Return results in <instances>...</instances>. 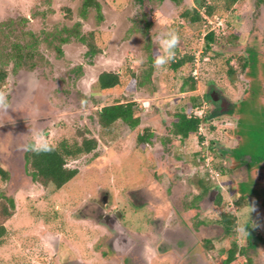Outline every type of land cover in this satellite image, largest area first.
I'll list each match as a JSON object with an SVG mask.
<instances>
[{
  "label": "rangeland",
  "instance_id": "obj_1",
  "mask_svg": "<svg viewBox=\"0 0 264 264\" xmlns=\"http://www.w3.org/2000/svg\"><path fill=\"white\" fill-rule=\"evenodd\" d=\"M100 1L104 13L101 23L97 21L94 8L86 18L80 15L82 0H0V54H4L8 69L0 91L7 94L10 102L7 112L0 111V167L9 171L7 180L0 177V197L15 202L13 216L6 222L8 234L0 243V264H55L59 254L63 255L65 264L69 260L75 264H102L101 255L112 257L115 254L111 246L105 245V239L102 240L104 227L97 223L102 220L101 216L95 217L103 208L113 218L123 215L125 227L145 236L148 263L152 260L151 264H224L220 250L235 241L240 246L245 245V251L249 250L252 264H264V241L246 238L255 234L264 237V209L257 205V212L251 213L241 205L238 207L231 198L234 193L231 183L225 184L228 176H218L221 167L227 168L231 161L225 154L222 159L217 156L223 155L221 147L229 151L234 145L241 152H259L264 156V7L257 9L254 0H241L232 9L222 11L226 8L225 0H208L219 5L225 16L216 14L214 18H207L205 29L215 31L217 42L205 57L201 55L206 31L198 36L193 28H185L186 35L180 39L176 56H183L187 51L195 54L198 60L194 69L198 77L196 91L181 94L180 77L185 73H178L174 78L169 64L163 69L154 68V92L150 88L126 91L127 76L123 86L101 92L97 85L101 72L122 71L130 63L136 69L145 68L149 56L147 48L155 60L159 35L168 32L175 19L182 21L177 19L182 7H194L197 0H182L181 5L173 0ZM78 22L82 32L96 31L102 53L95 56L92 63L85 54L86 46L74 35L60 44L62 54L57 50L59 39L47 36L53 32L66 37L69 35L66 30L75 28ZM149 23L147 34L146 24ZM14 43L29 44L22 52L33 54V59H24L16 71L15 60L6 56ZM187 43L189 48L185 46ZM246 44L256 52L252 70L246 72L256 79L252 90L241 76L244 69L240 61L230 60L229 64L234 67L232 72L228 71L226 63L234 54L245 56ZM39 61L37 69L31 68L32 62ZM79 66L83 72L79 71ZM211 85L219 87L235 101L236 117H245L241 127L234 129L238 132L229 128L235 125L231 112L221 118L210 116L216 107L205 96ZM247 91H251L250 98L242 100ZM194 93L200 95L202 106L190 109ZM121 95L137 103L135 111L140 121L134 127L119 121L115 131L106 132L103 139L95 111ZM182 108L205 120L198 135L181 142L169 127L175 113ZM147 127L153 132V143L143 149L138 134L144 133ZM230 132L237 136L239 145ZM79 133L100 139L95 152L68 159V165L78 168L79 173L58 189L33 181L25 157L30 143H56L62 138L81 141ZM200 135L205 137L202 143ZM211 140L213 146H210ZM162 149L170 155L167 169L164 161L156 158L161 155H153ZM198 153L204 162L195 156ZM178 156L181 160L176 161ZM206 163L210 165L206 167ZM203 166L209 174L204 182L220 187L209 201L210 194L201 197L203 202L198 212L192 202L199 203L195 197L201 191L198 178L194 177L205 169ZM212 169H216V173ZM166 170L175 171L176 176ZM238 185L242 193L250 195L251 184ZM220 193L223 205L218 206L215 200ZM106 196L108 205H100ZM222 209L235 216L238 223L231 235L218 239L223 232L219 226ZM200 220L204 221L202 225L196 223ZM156 227L163 231L159 242L154 232ZM109 237L110 241L114 240L115 233H109ZM208 238L217 240L216 249L205 250V256L196 254L197 244ZM157 242L162 253L170 247L176 253L168 255L166 252L162 258L154 257L152 246ZM233 264H240V260Z\"/></svg>",
  "mask_w": 264,
  "mask_h": 264
},
{
  "label": "trees",
  "instance_id": "obj_2",
  "mask_svg": "<svg viewBox=\"0 0 264 264\" xmlns=\"http://www.w3.org/2000/svg\"><path fill=\"white\" fill-rule=\"evenodd\" d=\"M140 3H142L143 0H138ZM176 2V4L181 5L182 0H173ZM241 0H225V9L222 11H228L233 8L235 3L240 2ZM219 5L215 3L208 2V0H197V5L194 7L189 6H183L180 12L178 13V21L175 19L169 26V30L174 29L178 34L180 35V39L185 36V28H193L198 32V36L203 34L202 32L205 30L206 34L204 36L205 43H204V49L202 52V57H205L209 51H212V44L217 42V36L214 30H211V28H206L207 18H214L216 14H219L218 16L221 17L225 14V12L221 13V8L218 7ZM254 6L259 9L261 7H264V0H254ZM94 8L96 10V17L98 23H101L104 21V13L102 11V3L100 0H82L81 2V8H80V15L83 18H86L90 9ZM69 18L72 17V11L69 10ZM225 16V15H224ZM147 26V34H149V29L151 24H146ZM210 26V25H209ZM69 35L64 37L62 35H59L58 33H47V36H51L52 39H59L61 43H59V46L57 45V50L59 54H62L63 51L61 50L60 44L67 41L68 38H70L71 35H74L75 38L81 42L83 45L86 46V56L88 58L92 59L97 56L98 54L102 53V49L100 45L98 44V41H96V31L91 30L89 32H82L80 30V22L77 23L75 28H72L70 30H66ZM204 31V32H205ZM146 32V31H145ZM58 34V35H57ZM197 34V33H196ZM197 36V35H196ZM46 37V38H48ZM58 37V38H56ZM49 38L50 40H52ZM187 48H189V44L187 43L185 45ZM249 44H246V55H238L234 54L231 57L226 59V63L229 64L230 60L232 59H238L241 63V67L244 69V72H248L249 70H252V63H253V57L255 56V49L248 47ZM26 47H30L29 44L27 45H21L20 43H14L12 49L10 51H7L6 56H10L9 58L15 60V71L17 70V67L19 68L23 60L28 58L31 60L33 59L32 52H25L23 53V49ZM193 49V48H192ZM249 49V50H248ZM148 50V62L146 64L145 68L136 69L132 66V64H126L122 71H103L99 74L97 79V85L101 92H105L108 90H112L114 88H117L119 86H123L124 84V78L125 76L128 77L127 83H125L126 91L130 90H142L144 88H150L153 92L154 86L152 83V73L154 72L153 67V54L152 51L147 48ZM178 51H180V47L177 48ZM250 51V53H248ZM254 51V52H251ZM4 54H0V83H3L7 76H8V69L6 67V63L3 59ZM5 56V57H6ZM196 57L195 54H191L188 51L183 54V56L177 55L175 60L170 63V68L172 71H174L175 75L174 78H176V75L178 73H185L184 76H181V83H180V91L179 92H192L197 90V84L198 81L194 78L192 75V72L195 69V63ZM40 64L39 62H32L31 68L37 66ZM79 71L83 72L82 66H79ZM229 72L234 71V67L229 64ZM256 82V79L254 80ZM186 89V90H185ZM251 91H247L245 100L250 98ZM191 101L192 104L190 105V109H195L196 107L202 106L201 97L199 94L194 93L191 95ZM203 100V99H202ZM136 102L127 99L124 95H121L120 97H115V101L109 104L104 105L101 109H97L95 111V114L98 118V123L100 126V132L103 136V139H105L104 135H106V132H112L115 131V127L117 122L122 121L125 123H129L130 126L134 127L139 123V117L136 115ZM189 105L188 103L186 104ZM242 119H245L244 116L239 117V127H241V124H243L241 121ZM205 118H201L199 116L193 115L191 110L189 112L186 111V109L182 108V111L175 113V120L172 123V127H169V131L172 132L174 135L178 136L182 141L190 138L192 135H198L199 129L201 127V123ZM238 127V128H239ZM81 141H69L68 139L62 138L58 140L56 143H44L47 145H50L54 147V151L45 152L42 151L39 154H36L35 152L27 150L25 157H26V167L29 171V174L31 175L33 181L40 183L41 185L48 187L50 185L54 186L56 189L61 188L66 183H68L71 179H73L78 173V168H72L68 165V159L69 158H79L80 156L88 155L95 150H97L99 141L97 137H87L84 136V134H80ZM153 136L152 130L147 127L145 128L144 133L138 134V141L140 145L145 148V145L148 142H151V138ZM200 141L205 139L203 135L199 136ZM100 140V139H99ZM34 144L33 142L30 143V145ZM29 145V146H30ZM242 154L237 153L235 157L233 158L234 166L238 165L239 163L243 162ZM253 157V163L258 162V165L261 161H264V156H262L261 153H252ZM222 170H225V167L222 168ZM224 172V171H223ZM0 177L2 180H7L9 178V171L6 170L3 167H0ZM198 178V177H197ZM258 182L260 183V180L258 179ZM233 185L232 182H227L226 184ZM200 188L201 194L195 198L199 200L201 203V200L203 202V199L201 197L208 195L211 193V190L213 189H219L216 184L212 183H205L204 180L198 178V184ZM212 186V187H211ZM234 191V190H233ZM263 200L258 199L259 201H264V193L261 195ZM231 198L234 200L237 198V194L233 193L231 195ZM197 201L192 202L193 205H195ZM205 203V201H204ZM215 204L218 206L223 205V195L220 193L216 200ZM200 206V205H199ZM196 208H199L196 206ZM15 210V202L11 198L6 197H0V243H3L4 239L6 238L8 234V229L6 226V222L13 216V212ZM222 216L220 218V223L222 224V233L218 235V239L224 238L225 235H231L235 231V227L237 226V220L235 216L231 215L229 211H225L222 209ZM204 221H196L198 225H202ZM235 238V237H233ZM216 241V240H215ZM213 239H206L205 242L198 243V250L194 251L198 255H204L205 256V250L207 251H213L216 249V244ZM251 245V244H250ZM246 247L238 245L235 241H231L229 243V246L221 248L220 252L223 254L224 264H233L235 262H238L240 260V264H251V258L247 253ZM202 253V254H201ZM245 258V261H244Z\"/></svg>",
  "mask_w": 264,
  "mask_h": 264
},
{
  "label": "flooded vegetation",
  "instance_id": "obj_3",
  "mask_svg": "<svg viewBox=\"0 0 264 264\" xmlns=\"http://www.w3.org/2000/svg\"><path fill=\"white\" fill-rule=\"evenodd\" d=\"M196 61H198V60L196 59ZM39 66H40V64L35 66V69H37V67H39ZM192 75L194 76L195 79H198L197 74L195 73V70L192 72ZM241 76H242V78L244 80L247 81L248 86L251 89L252 86L254 85L253 81L255 80V78L252 77V74L249 75V73L244 72V73H242ZM238 77H240V76L238 75ZM213 91H215V93L217 92V93H219L221 95L219 100L213 101L210 98L209 95ZM246 93H244L242 100L245 99ZM181 94H183V93L181 92ZM205 96L207 98H210V101L212 103H215V105H216V107L213 109L212 113H210L211 114L210 116L211 117L221 118L223 116H227L226 115L227 112H231L230 113V117L233 119V124L235 122V125H233L232 127H229V128L233 129V132H238L236 130L234 131L235 128L238 129L239 122H240V120H239L240 115L236 117V115L238 114V112H236V111H238V110H236V107L234 106V102L235 101H232L228 96H226L224 94V92L222 91V89H220L219 87H217V88L212 87V85L207 90V93L205 94ZM226 100L230 102V104H229L230 107L228 106L230 109L228 111L221 112V108L223 106L227 107V105H228ZM223 103H224V105H223ZM216 108H218V112L217 113H215V109ZM199 117H201V115ZM20 122H21V120H20ZM231 129H230V131L232 132ZM231 132L229 133L230 135H231ZM169 134H171V133L169 132ZM231 137H233V139H235V140L237 138V136H235V134H233V136L231 135ZM165 138H167V140L170 139L167 136ZM179 140L182 142V140L180 138H179ZM204 140L205 139L201 140V143ZM183 141H185V140H183ZM151 143H153L152 138H151V142H148L146 145H149ZM168 143H170V141ZM213 144H214V141L211 140L210 141V146H213ZM236 145H239L238 141L236 142ZM226 148L227 147H223V148L221 147L220 150L223 153V155H217V156H220V158L222 159L224 157V154H225V155H227L226 158L230 159L231 163L228 165L227 168H226L225 165L222 166L221 170H219L220 173L218 172V176L226 175V176H228V178L225 177L227 179V181H225V182H232L233 183V185H231V191L234 190L233 192L235 194H237V198L235 199V201L237 202L238 207H240V205H241V207L243 206L245 209L249 210V212H251V213L257 212L256 210L255 211H251V207L250 206L252 204H254L255 206L258 205L259 207H263V209H264V201L262 202V201L258 200V199L262 198L261 195L264 193V161H261L259 163V165H258V162L253 163L252 154L243 152V154H242L243 162L239 163L236 166H234L235 163L233 161V158L235 157V155L237 153L240 154L241 150L238 149L237 146H235V145L231 149H229V151ZM157 154H160L161 156L157 157L156 156ZM153 155L156 156V158H158L159 161H164L163 163H165L166 169H167V167L169 168L168 165H170V164H169L168 161H169V156L170 155L167 153L166 149H162V151L154 152ZM200 155H201V153L195 154V156H197L200 161L204 162V159L201 158ZM156 158H155V160H156ZM163 158H164V160H163ZM177 158L178 159H176V161L181 160V157L178 156ZM208 165H210V163H206L205 164L206 167H208ZM205 166H203V168H205V169H202L201 173L198 172V173H195L196 175L194 174L195 175L194 178L198 177V178H200V179H202L204 181L209 179V174L207 173L208 171H206V167ZM158 167H159V164H158ZM223 167H225V170H222ZM212 170L215 171V173L217 171L216 169H212ZM166 172L168 174L170 173L173 176H176V173L173 170H169V171L166 170ZM258 179L260 180V183L258 182ZM238 183L251 184L252 190L249 193L250 195L242 193L239 190ZM218 190L219 189L211 190V193H210L209 197L207 198L208 201L210 200L209 198H211V196H213ZM254 191L256 193H252ZM255 195H258L260 198L256 197ZM261 200H263V199H261ZM208 201H207V203H208ZM100 202H101L100 205L101 204L103 206L108 205L107 202L103 203V200H101ZM201 203H202V200H201ZM199 204H200V202L198 204L196 202L195 206L200 207ZM83 210H84V207H83ZM197 211L199 212V208H198ZM105 212L106 211L103 208V212L99 213V211H97L95 217L97 218V217L101 216L102 220L97 221V223H99L100 226L104 227V233L102 234L104 236L102 237V240L104 241V239H105V241H104L105 245L106 246H111V248L114 250L115 254L112 257H106V256L101 255L102 256V260H103L102 264H111V263L112 264H151L152 260L148 263V261H147V259L145 257V254H147L146 253V251H147L146 249H148L149 247L146 246V243H143L144 242L143 238H141L139 236H136L132 230L128 229L127 227H125L123 225V219H122L123 215H120L118 217L114 216V218H113L111 213L108 214V213H105ZM172 212H173V214L174 213L176 214V209H173ZM81 215H82V213H81ZM83 216H86V215H83ZM86 218L87 219H91V218H88L87 216H86ZM201 224H203V223H201ZM219 226H220V228L222 226V224L220 222H219ZM105 229L108 232V235L106 234L107 232L105 231ZM161 231H162L161 227H156V230H154V232L158 235V242H159V240L161 238V235L163 233V231L162 232ZM111 232H114L116 237H115L114 240L112 239L110 241L109 233L111 234ZM247 237L250 238V239L263 240L264 241V237L261 236V235H258V234H255L254 236L253 235H247L246 238ZM209 239H211V238H209ZM158 242L155 245L152 246V248L155 251L154 257L158 258L159 256H161V258H162L163 254L166 253V252L168 253V255L171 254V253H176L175 249H173L171 247L167 251H164V253H162L160 251V249H159ZM243 246H245V245H243ZM251 250H252V248H251ZM247 251H249V250H247ZM250 258H251V261H253V257L251 256ZM117 261H119V262H117ZM162 261H164V260H162ZM252 263L253 262H251V264ZM55 264H65L62 254H59L58 261ZM68 264H75V262L72 261V260H69ZM76 264H78V263H76Z\"/></svg>",
  "mask_w": 264,
  "mask_h": 264
},
{
  "label": "clouds",
  "instance_id": "obj_4",
  "mask_svg": "<svg viewBox=\"0 0 264 264\" xmlns=\"http://www.w3.org/2000/svg\"><path fill=\"white\" fill-rule=\"evenodd\" d=\"M158 39V54L155 57L153 62V67L157 69L166 68L171 62L176 58V50L180 44V35L174 29L169 30L168 32L161 33ZM10 108V102L8 101L7 94L3 91H0V111L7 112ZM29 151L39 154L42 151L50 152L54 151V147L42 144L34 143L28 147ZM251 211H255V205L252 204ZM258 226V225H256Z\"/></svg>",
  "mask_w": 264,
  "mask_h": 264
},
{
  "label": "water",
  "instance_id": "obj_5",
  "mask_svg": "<svg viewBox=\"0 0 264 264\" xmlns=\"http://www.w3.org/2000/svg\"><path fill=\"white\" fill-rule=\"evenodd\" d=\"M215 91H213L209 96H210V98L213 100V101H217V100H219V98L221 97V95L219 94V93H215ZM219 94V95H218ZM227 101V100H226ZM227 107L226 106H223L222 107V109H221V112L222 111H228L230 108V106H229V104H230V102L229 101H227ZM223 105H224V103H223ZM229 106V107H228ZM107 202V196H106V198L104 199V201H103V203H106Z\"/></svg>",
  "mask_w": 264,
  "mask_h": 264
},
{
  "label": "crops",
  "instance_id": "obj_6",
  "mask_svg": "<svg viewBox=\"0 0 264 264\" xmlns=\"http://www.w3.org/2000/svg\"><path fill=\"white\" fill-rule=\"evenodd\" d=\"M134 234L136 235V236H139V237H141V238H144L145 236H143L141 233H139V232H134Z\"/></svg>",
  "mask_w": 264,
  "mask_h": 264
}]
</instances>
